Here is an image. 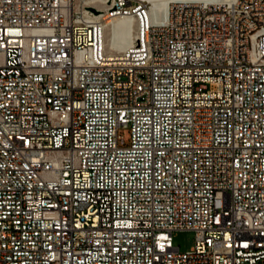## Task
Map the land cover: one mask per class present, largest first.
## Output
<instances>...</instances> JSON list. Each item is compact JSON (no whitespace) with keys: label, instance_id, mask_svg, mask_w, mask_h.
<instances>
[{"label":"built area","instance_id":"built-area-1","mask_svg":"<svg viewBox=\"0 0 264 264\" xmlns=\"http://www.w3.org/2000/svg\"><path fill=\"white\" fill-rule=\"evenodd\" d=\"M110 4L0 0V264H264V0Z\"/></svg>","mask_w":264,"mask_h":264},{"label":"bare ground","instance_id":"bare-ground-1","mask_svg":"<svg viewBox=\"0 0 264 264\" xmlns=\"http://www.w3.org/2000/svg\"><path fill=\"white\" fill-rule=\"evenodd\" d=\"M93 1V0H92ZM112 0L107 3L93 2L87 3L86 0H76V4L85 3L86 7L97 8L100 12L97 14L105 15L103 21V33L106 34L107 29L110 30L109 39H105L106 51H111L110 56L120 58L125 50L131 47L136 26L137 19L134 15H108V9ZM148 2V9L146 12L147 20L149 22H164L167 18L169 8L172 2L176 1H193V2H207V3H224L232 2L234 0H140ZM90 2V1H89ZM105 37V35H104Z\"/></svg>","mask_w":264,"mask_h":264},{"label":"rangeland","instance_id":"rangeland-1","mask_svg":"<svg viewBox=\"0 0 264 264\" xmlns=\"http://www.w3.org/2000/svg\"><path fill=\"white\" fill-rule=\"evenodd\" d=\"M90 1V2H89ZM87 3H93V2H103L107 3L108 0H86ZM148 3V2H147ZM149 4V3H148ZM105 39H109L110 37V30L107 29ZM111 53V51H107ZM119 135L124 139V143L128 144L130 142L131 137V130L129 127H122L119 130ZM173 242L176 246H179L180 250L182 252L191 250L194 247L195 244V234L191 231H179L174 233L173 235Z\"/></svg>","mask_w":264,"mask_h":264},{"label":"water","instance_id":"water-1","mask_svg":"<svg viewBox=\"0 0 264 264\" xmlns=\"http://www.w3.org/2000/svg\"><path fill=\"white\" fill-rule=\"evenodd\" d=\"M89 9L92 11H95V12L97 11L96 8H94V7H89Z\"/></svg>","mask_w":264,"mask_h":264}]
</instances>
